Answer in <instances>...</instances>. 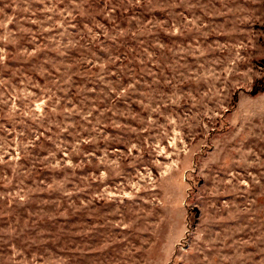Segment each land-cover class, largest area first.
Instances as JSON below:
<instances>
[{
	"label": "rangeland",
	"instance_id": "obj_1",
	"mask_svg": "<svg viewBox=\"0 0 264 264\" xmlns=\"http://www.w3.org/2000/svg\"><path fill=\"white\" fill-rule=\"evenodd\" d=\"M0 264H264V0H0Z\"/></svg>",
	"mask_w": 264,
	"mask_h": 264
}]
</instances>
